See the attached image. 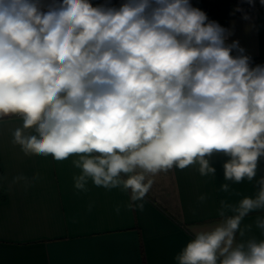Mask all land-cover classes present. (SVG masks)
I'll list each match as a JSON object with an SVG mask.
<instances>
[{
	"label": "clouds",
	"instance_id": "obj_1",
	"mask_svg": "<svg viewBox=\"0 0 264 264\" xmlns=\"http://www.w3.org/2000/svg\"><path fill=\"white\" fill-rule=\"evenodd\" d=\"M226 33L190 0H61L46 11L35 0H0V116L36 128L15 133L26 153L79 155V190L91 178L139 200L152 183L146 174L194 163L214 173L205 157L216 152L231 158L225 179L251 180L264 156V65L252 67ZM261 207L264 187L235 216L196 232L177 264H217L218 255L219 264H264V241L230 251L241 219Z\"/></svg>",
	"mask_w": 264,
	"mask_h": 264
},
{
	"label": "crops",
	"instance_id": "obj_2",
	"mask_svg": "<svg viewBox=\"0 0 264 264\" xmlns=\"http://www.w3.org/2000/svg\"><path fill=\"white\" fill-rule=\"evenodd\" d=\"M244 17L216 22L231 33L227 44L237 41L243 54L264 65V12ZM23 123L20 115L0 117V264H177L196 232L235 216L240 202L255 199L264 187V156L255 176L237 183L224 175L231 158L216 152L205 157L214 173L202 175L194 163L146 174L145 183H152L139 200L122 184L105 188L91 178L79 190L74 183L81 169L73 161L80 156L26 153L16 131L38 133ZM262 241L264 207L241 219L230 251ZM223 258L218 255L217 264Z\"/></svg>",
	"mask_w": 264,
	"mask_h": 264
},
{
	"label": "trees",
	"instance_id": "obj_3",
	"mask_svg": "<svg viewBox=\"0 0 264 264\" xmlns=\"http://www.w3.org/2000/svg\"><path fill=\"white\" fill-rule=\"evenodd\" d=\"M93 4L105 7H119L125 0H91ZM192 6L206 13L207 17L213 21H222L232 18L244 17L264 12V4L261 0H216L214 5L206 0H192ZM252 61L258 63L257 58L250 57Z\"/></svg>",
	"mask_w": 264,
	"mask_h": 264
},
{
	"label": "built area",
	"instance_id": "obj_4",
	"mask_svg": "<svg viewBox=\"0 0 264 264\" xmlns=\"http://www.w3.org/2000/svg\"><path fill=\"white\" fill-rule=\"evenodd\" d=\"M35 2L38 3L39 7L46 11L48 9V7L50 6V4H54V0H35ZM94 6H97L96 4H93ZM256 62L251 60V66L255 67L256 66ZM1 117V116H0Z\"/></svg>",
	"mask_w": 264,
	"mask_h": 264
},
{
	"label": "rangeland",
	"instance_id": "obj_5",
	"mask_svg": "<svg viewBox=\"0 0 264 264\" xmlns=\"http://www.w3.org/2000/svg\"><path fill=\"white\" fill-rule=\"evenodd\" d=\"M209 4H211V5H214L215 3H216V0H206ZM59 2H61V0H54V4L55 3H59ZM192 2V0H190V3ZM50 5H52V4H50ZM209 19V18H208ZM210 21H213V20H211V19H209Z\"/></svg>",
	"mask_w": 264,
	"mask_h": 264
}]
</instances>
